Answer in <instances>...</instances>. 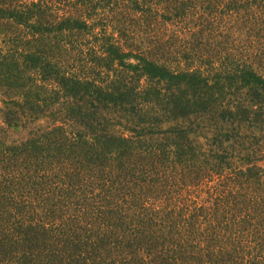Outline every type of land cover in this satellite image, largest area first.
I'll use <instances>...</instances> for the list:
<instances>
[{
	"label": "trees",
	"instance_id": "obj_1",
	"mask_svg": "<svg viewBox=\"0 0 264 264\" xmlns=\"http://www.w3.org/2000/svg\"><path fill=\"white\" fill-rule=\"evenodd\" d=\"M0 103V264H264V0H0Z\"/></svg>",
	"mask_w": 264,
	"mask_h": 264
},
{
	"label": "rangeland",
	"instance_id": "obj_2",
	"mask_svg": "<svg viewBox=\"0 0 264 264\" xmlns=\"http://www.w3.org/2000/svg\"><path fill=\"white\" fill-rule=\"evenodd\" d=\"M110 31V30H109ZM0 106H1V103H0Z\"/></svg>",
	"mask_w": 264,
	"mask_h": 264
}]
</instances>
